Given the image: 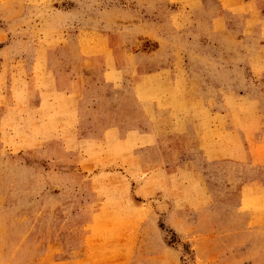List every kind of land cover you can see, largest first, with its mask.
<instances>
[{"label":"rangeland","instance_id":"1","mask_svg":"<svg viewBox=\"0 0 264 264\" xmlns=\"http://www.w3.org/2000/svg\"><path fill=\"white\" fill-rule=\"evenodd\" d=\"M0 264H264V0H0Z\"/></svg>","mask_w":264,"mask_h":264}]
</instances>
